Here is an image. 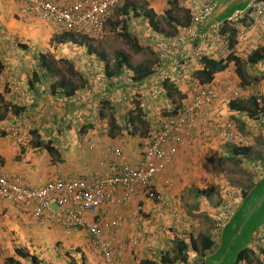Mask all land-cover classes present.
<instances>
[{
  "label": "crops",
  "instance_id": "1",
  "mask_svg": "<svg viewBox=\"0 0 264 264\" xmlns=\"http://www.w3.org/2000/svg\"><path fill=\"white\" fill-rule=\"evenodd\" d=\"M55 1L64 3L70 0ZM202 1L204 0H200L199 3ZM252 1L219 0V7L212 12L211 21L200 27V32L208 31L210 24L227 18L236 10L244 9ZM8 4L10 7L8 9L16 11L15 13L9 12V15L13 17L17 13L16 16L21 17L20 22L29 27V38L34 39L36 32L41 34L44 40L42 45H38L35 40L33 41L35 45L37 44V49L40 48L41 53L43 51L54 54L56 51L54 44L56 43L52 41L53 31L51 27L34 17L19 16L18 4L14 0H0V9L7 7ZM1 25L2 20L0 18V29ZM235 40L236 44L233 51L239 55L242 63L245 64L247 58L257 51L262 57L256 64L247 62L246 66L244 65L247 70L245 79L248 80V83L241 93L247 95L246 100L258 97L264 98V82L261 83V77H257L258 80H255L256 76L263 75L264 77V17L247 14L238 25ZM5 41L6 46L1 45L0 47V101L6 104V109L9 103L15 104L14 109L23 113L17 111H15L17 113L6 112L5 118L12 124L8 127L0 125V132L2 130L9 132L11 129H18L19 131L17 137H15L16 139L10 138L7 134V136L0 138V156L3 158V170L8 175H18L17 171L20 164L26 159L29 168L23 167L22 173H25V177L20 175L19 177L24 179L27 186H40L52 177L67 178L68 175L65 177L58 175L63 170L59 164L52 163L51 166L47 164V158L51 162L52 158L45 151L42 154V148L32 147L30 149L25 146L22 137V134H24L22 125L27 115L24 114L26 106L23 107L22 104L17 103L27 101L29 104L34 103L33 105H35L36 101L45 103L46 100H49L56 102L61 100V98L56 99L61 95L56 93L51 98L50 83L47 82L37 83L36 86L31 87L30 76L24 72L26 63L15 54V52L20 51L17 48L18 43L20 46L23 45L17 41L13 46L14 32ZM208 44L210 45L209 52L213 53V58L224 59L227 56L228 51L226 49L221 50L217 42H209ZM208 44L205 45V49ZM3 50H7V53ZM2 55L4 58H1ZM27 61H29V57ZM228 68L230 70L234 69L233 63H230ZM229 69L218 73L211 86H215L219 91L220 89H225V91L229 89L231 86L230 81L233 80V75L228 72ZM249 81L252 82L249 83ZM236 91L238 92L239 89L234 90L233 93ZM221 97L216 103L208 105L198 112L195 130L178 145L177 153L166 169L165 174L156 178L155 188L169 203L168 207L153 204L144 196L138 195L133 205L127 209L119 208L110 202L102 206L95 217L89 213L85 214L87 222L98 221L104 223L121 215L125 217L120 228L117 231L114 230V235L124 245L118 253V264H139L142 259L157 261L159 256L175 246V241L172 240L173 235H183L189 232L193 238L208 237L212 241L214 208L217 207L219 200L222 198L241 195L240 207L231 220L235 230H239L242 225L245 226L246 222L252 216H255L262 207L264 203V131L260 130L259 122L255 120L254 116H248L250 114L238 109L231 110L230 101ZM42 102H39V104L41 105ZM46 107L43 108L44 111H53V108ZM25 112H29L28 109ZM228 120L235 124L234 127L239 135L249 142V146L240 148L234 143H224L219 138L216 132L217 127L214 124ZM19 139L21 140L19 141ZM102 142L104 143L102 146H91L92 150L98 151L96 162H98L97 165L101 166V169L94 170L93 168V171L89 174L75 173L72 174V177H87L94 173L103 172L107 167L101 164L102 161L115 159L111 154H107L110 147L104 140ZM54 143L59 150L64 151L61 143ZM66 150L61 154L60 159H62L61 162L63 161L61 164H65L66 160L73 159L75 167H71L73 170L63 172L72 173L88 166L89 159L86 160L87 155L85 152H78L71 143L66 146ZM102 150L103 152H101ZM123 153L131 164H136L141 160V153L137 154V150L130 148L129 145L123 148ZM66 155H68V159L65 158ZM44 161L46 164H44ZM92 162H95L94 158ZM253 167L255 170H253ZM51 173H57V175L54 174L49 177L48 175ZM166 180L174 181V184L167 186L165 185ZM259 191L263 193L261 196ZM137 208L142 209V214H138ZM173 211L180 214L178 215L180 216L179 224L175 225V228L170 226L173 221L170 213ZM27 216L9 203L0 205L1 263H4L10 257L23 264L31 263L29 256L20 258L15 255L14 249L19 248L22 249L23 253L36 257L38 264L42 262L45 264H73L78 259L83 264H102L100 257L91 250L89 238L84 232H75L68 235L64 228L57 223L39 224L30 219L28 213ZM263 225L264 220H261L253 228V231ZM224 233L223 230L219 241H216L209 250L201 252L203 259L212 258L217 251L222 249L221 236ZM105 234L107 236L108 232H104L103 235ZM27 246L28 248H26Z\"/></svg>",
  "mask_w": 264,
  "mask_h": 264
},
{
  "label": "rangeland",
  "instance_id": "2",
  "mask_svg": "<svg viewBox=\"0 0 264 264\" xmlns=\"http://www.w3.org/2000/svg\"><path fill=\"white\" fill-rule=\"evenodd\" d=\"M200 0H180L178 1L177 7L173 8L172 14L174 17L178 20L177 28L176 30L172 29V26H169L165 20H164V12L166 11V3L167 0H138L136 1V5L138 9H142L143 11H148L149 9L153 10L156 14V19L160 23V27L168 33L169 37L172 35H175L177 33V30L182 28V25L186 23V21L189 18V14L187 11L189 9H194V7L198 6ZM11 2V1H10ZM9 7V4L7 7H3L0 9V18L2 20V25L0 29V47L6 46V39L11 37V33L14 32V44L19 41L21 43L20 46L18 43V49L19 52H15L17 54V57L19 59H23L25 61V74H29L30 79L32 76V72H37L38 75L44 74L39 69L40 65V57L38 53H41V49H37V44L35 45L33 41L35 40L38 45H42L44 43L43 38L41 37V34L36 32V37L34 39L29 38L28 32L29 27L26 25H23L22 22H20L21 17L11 16L9 15V12H16L12 11ZM163 8V9H162ZM19 15V14H18ZM16 21V24H15ZM115 20L112 18L111 23H114ZM52 29V28H51ZM119 29V28H118ZM117 29V30H118ZM128 29L129 32L134 35L142 47V50L138 53L133 51L129 45L123 41L120 37H118V32L115 34L113 29L110 27L109 24L106 25V31L104 36L100 40H96L92 42L93 45H95L96 48H99L103 50L108 57V61L110 62L113 58L114 53L117 51H122L126 55L130 57L131 64H144V65H154V60L157 61L160 59L159 49H158V43L160 41L166 42L164 39V36L161 34H158L156 32H152L150 26L148 23H146V19L144 17L140 18H134L131 20L130 23H128ZM116 30V31H117ZM168 45L173 43V40H167ZM175 45H177L175 43ZM36 47V48H35ZM22 48V49H21ZM54 48L56 49L53 55L56 59H62L64 62L60 64V69L62 73L65 75L66 80L72 81V84L79 85L80 82L83 83V81L76 80L74 77H72V74L69 73V69H74L76 72H79V74L83 75L84 82H87L88 86L86 89L79 90L75 93L74 96L66 98L63 95L60 97L61 100L55 101H49L46 100V102L42 101H36L35 105L34 103H30L27 101L24 102H17L19 104H22L23 107L26 106L24 109V114L26 115L24 124L22 125V128L24 129V134H22V137L24 138L25 146L32 149L33 141L36 139V136H34L33 131L37 130L39 131V135L47 136L49 132L44 133L42 129V134L40 133L41 128L40 126H46L50 125L49 123H52L53 121H56L58 118L59 123L62 125L63 123H69L68 126L64 127L63 130V136L64 144L71 145L75 147V149L81 152H85L87 155L86 160L89 159V163L87 164V167L81 168L80 170L72 173H66L63 171H69L73 170L71 167H75L73 164V159L66 160L65 164L56 163L59 164L60 167L63 168L62 172L58 175L61 177L69 176L72 177V174H89L94 170H100L101 166L97 165V155L98 151H94L91 149V146H102L104 144L102 140L108 145V147H118L122 152L123 148L126 146H130V148L136 149L137 154H140L142 152V148L139 147L140 138H132L128 134V130L130 127L126 130L127 122L124 121L123 115H121L122 111L125 113L127 110L128 102L130 101V98L132 97L130 92L128 90H125L126 93H116L115 89H112L110 91V94L116 95L114 97L107 94L103 88L107 84L105 82V78L103 77L101 66L102 63L94 57V55L86 54V47H78V46H70V45H61V44H54ZM35 49V50H34ZM5 53H7V50H3ZM27 52V53H26ZM11 53V52H10ZM29 53V54H28ZM209 53V52H208ZM12 54V53H11ZM46 53L42 51V54L45 55ZM167 57L165 58V64L163 65V68H166L165 71L168 68V74L171 75V77H175L176 75L173 74V72L177 73L180 76H176L173 78V82L175 84V87L181 90V95H184L185 98L183 101H181V97L178 96V101L174 103L173 105L176 106L181 102L186 101V97L188 94H190V97L196 92L198 89V85L194 79H191L193 75H191L190 78L189 74L191 73V70L188 71L187 74H184L182 69L178 66L181 64V62H176L175 59L179 56L171 55L170 53H167ZM29 57V61H27V58ZM1 58H4L3 55ZM37 60H38V68L35 70L37 66ZM19 61V62H23ZM162 65V62H161ZM160 65V67H161ZM250 68V67H249ZM191 69V68H190ZM252 71V70H251ZM230 72V75L232 74L233 80L230 81V88L225 91V89H220L221 93L219 98L222 96L223 98L231 101H237V102H245L247 101V95L241 93L244 89V84L241 86L239 79L236 74L233 71V68L228 70ZM247 72V70H246ZM128 73H126L127 76ZM124 76L122 80L125 79L127 81L128 76ZM261 77V83L264 82V77L262 76H256ZM257 79V78H256ZM43 77H39L38 81H42ZM129 80V79H128ZM52 81L50 78L46 79V82ZM239 81V83H238ZM128 82V81H127ZM252 81H249L251 83ZM129 83V82H128ZM245 83V82H244ZM36 86V84H35ZM145 88L141 89L142 94H144V105L142 106V109H144L148 113V119L151 121L152 125H159V123L162 121L161 117H165V114L163 112L167 111L169 112L172 110L173 106L171 105L172 101L170 98L165 99L159 91V83H148L145 85ZM113 88V87H112ZM239 98L237 100L234 99V90H238ZM190 90V91H189ZM229 90V91H228ZM225 92V93H224ZM237 92V91H236ZM242 94V95H241ZM124 97V98H123ZM189 97V99H190ZM221 97V98H222ZM52 98V97H51ZM245 98V99H243ZM150 99L153 101L151 102ZM39 102H42L41 105ZM142 102V101H141ZM223 103H225L223 101ZM248 103V102H245ZM6 104H3V102L0 101V122L4 121L3 123H0V125H4L5 127L11 126V122L7 121L5 118L6 112L9 111V113H14L15 111L23 113L21 111H18L17 109H14L16 107L15 104H8V108L6 109ZM52 105V106H51ZM154 105V106H153ZM171 105V106H170ZM49 106L53 108V111L48 112V110L44 111V107ZM248 106V104H246ZM60 107V108H59ZM28 109L29 112H25ZM43 109V110H42ZM47 109V107H46ZM150 109V111H149ZM57 110L59 115L58 117H54L55 115H52V113H57ZM70 110H72V114L70 113ZM15 112V113H17ZM115 115V118L118 119V126L123 129L122 132H119V134L116 136L115 139H110L108 137L107 131L109 130V115L113 114ZM161 114V115H160ZM31 115V116H29ZM102 117H99V116ZM88 125V126H87ZM82 126H87V129L85 133H83L80 129ZM17 127V126H16ZM88 131V132H87ZM4 132V131H3ZM5 133V132H4ZM61 138V137H60ZM21 139H19L20 141ZM43 142H46L43 140ZM21 143V142H20ZM115 145H111L114 144ZM103 152V150L101 151ZM42 154H44V150L42 151ZM47 158V157H46ZM68 159V155L65 157ZM94 158L95 162L93 163L92 160ZM47 164L51 166L52 162L49 158H47ZM27 160L22 161L20 164V168L18 169L17 176L25 177V173H22L23 167L29 168V166L26 164ZM44 164L46 162L44 161ZM4 167V165H3ZM104 168V167H103ZM34 169V168H33ZM105 169V168H104ZM37 170V169H34ZM57 175V173H51L50 176ZM15 175V174H12ZM81 176V175H76ZM263 193L262 191H259V195L261 196ZM248 202V200H247ZM20 210L19 208H17ZM245 212L246 210L243 209ZM22 211V210H20ZM22 214L27 216L22 211ZM86 215H84V218ZM28 217V216H27ZM261 220H264V203L262 207L258 210V212L255 214V216H252V218L246 222V225H242V227L239 230H235V226L232 224L229 227V231H225L223 235L224 243L222 246V249L220 251H217L215 255L212 258H208L205 261V264H234L236 261L237 254L240 250L244 249L247 244L249 243L252 235L253 228H255ZM15 243V241H13ZM28 248V246L26 247ZM172 250V249H171ZM76 261V260H75ZM73 262V264H82L81 260L78 259L77 262ZM6 264V263H5ZM23 264V263H22ZM30 264V263H29ZM41 264H45L42 262Z\"/></svg>",
  "mask_w": 264,
  "mask_h": 264
},
{
  "label": "built area",
  "instance_id": "3",
  "mask_svg": "<svg viewBox=\"0 0 264 264\" xmlns=\"http://www.w3.org/2000/svg\"><path fill=\"white\" fill-rule=\"evenodd\" d=\"M20 4V14L31 16L47 23L56 34L63 32L77 33L89 39H101L106 31V23L111 10L118 0H70L59 3L54 0H16ZM218 0H208L199 9L192 11V25L183 31L174 46H181L189 39L190 44L198 37L196 25L209 20ZM248 15L264 17V0H255L247 7ZM246 12L235 11L227 22H219L213 26L216 33L241 19ZM210 35V34H209ZM201 39L207 33L199 35ZM228 37L224 35L223 39ZM175 43L177 45H175ZM167 44L158 43L161 59L167 57ZM200 49L195 55H200ZM236 95V94H235ZM216 90L206 88L199 92L191 104L183 107L178 114L166 120L152 138L135 166L110 164L108 171L81 178H51L40 186H27L18 176H10L3 172L0 160V205L9 203L28 213L30 218L39 223H57L64 228L66 234L85 232L91 239L93 251L100 255L103 264H117L116 252L122 248L119 239L114 235L124 222L121 216L103 224L108 232L103 237L98 221L87 222L84 215L97 216L98 210L111 200L123 207L131 201V186L147 188L145 194L155 202L162 201L161 195L153 190V177L165 169L176 153V146L181 139L190 134L195 126V112L215 100ZM259 111L254 115L261 131H264V103L261 97L256 99ZM16 133H13L15 135ZM224 142H237L245 146L248 141L240 137L230 125H226L219 133ZM263 171V170H261ZM137 188V189H138ZM120 193L115 195V192ZM139 209V208H138ZM237 209V202H223L215 220L216 230L223 229ZM0 264H2L0 262Z\"/></svg>",
  "mask_w": 264,
  "mask_h": 264
},
{
  "label": "trees",
  "instance_id": "4",
  "mask_svg": "<svg viewBox=\"0 0 264 264\" xmlns=\"http://www.w3.org/2000/svg\"><path fill=\"white\" fill-rule=\"evenodd\" d=\"M178 1L180 0H167V3H166L167 9L164 12V16H165L164 20L169 26H172L173 30H176L175 28H177V25H179L178 20L174 17V15H171L173 8L177 7ZM245 8L242 10H236V11H244ZM216 9L217 7H215L213 11H215ZM232 14H230L228 17H230ZM140 17H144L146 19V23H148L152 32L161 34L166 39L167 37H169L168 33H166L160 27V23L156 19V14L154 13V11L151 9H149L148 11H143L142 9H138L135 0H118L117 3L114 4L113 9L111 10L110 18L108 19L106 23L110 25L114 33L118 32L117 33L118 37H120L123 41H125L129 45V47H131V49L135 51L136 53L140 52L142 50V47L140 46L138 39L129 32L128 23H130L132 19L140 18ZM112 18H114L115 20L114 23H111ZM227 18L222 19V20H226ZM185 27L186 29L190 27L189 18L185 23ZM224 35H228L227 41H228V48L230 51H228V54L224 59H220V58L215 59V58L208 57V56L202 59L200 63V68L195 72V75H194V78L196 79V81L198 82L200 86L210 85L214 81L215 76L218 73L228 69V66L230 63H233L234 65L233 71L236 74L237 78L239 79L241 86H243L244 84L248 83V80L245 79V75L247 74L245 64H247V62L250 64H256L262 58L261 55L258 54L259 51H257L247 58V62H245V64L242 63L239 55L235 54L233 51V48L236 44V40H235L236 35H237L236 29H234L233 27H229V30L228 28L226 30L222 29V31H220L217 34L216 40L212 42H218L219 36H224ZM52 41L53 43L56 42L57 44L70 45L73 47L75 46L79 47V46L84 45L86 47V54L94 55V57L97 58L102 63V66H101L102 74H103V77L105 78L104 79L105 82L109 84V86L106 84L103 90L110 96L113 97L114 95V94H110V91L112 89H115L116 93L120 92L121 94L124 92L126 93L125 90H128L130 92L132 97L130 98V101L128 102V105L126 107L127 113L124 114V112L122 111L121 115H123L124 117L123 120L127 122L126 130L130 127V129L127 131L129 136L132 138L134 137L140 138L139 140L141 143L139 144V147L142 148L141 153L143 154L152 138V135L156 133L157 131H159L160 127L164 123H166V119L173 117V115L178 109V106L174 107L172 111L173 115L168 113L167 111L163 112L165 114V117H161L162 121L159 123V125H157V127H155V125H152L151 121L147 117L148 113L144 109H142V106L144 105V94H142L141 89L145 88L146 87L145 85L149 83L151 75L155 71L160 70L159 67L161 65V62L163 64L164 59L160 58L158 60L157 58V61L154 60L153 62L154 65H152V67L150 64L149 65H144V64L136 65V64H131L130 57L126 55L124 52L117 51L116 53H114L112 60L109 62L108 57L106 56L105 52L99 48H96L95 45H93L92 42H89V40L84 36H80V35L69 33V32H63V33L54 35L52 37ZM39 57H40L39 68L43 69L45 73L38 75L37 72L33 71L32 80L34 79V81H37L39 77L51 78L52 79V82L50 85L51 96H54V94L59 93L60 95H63L64 97L69 98V97L74 96L77 91L87 88L88 84L87 82H84V77H82L83 75L82 74L80 75L79 72H76L74 69H71V70L69 69V73H71L72 77H74L76 80L83 81V83L80 82L79 85H76L75 83L72 84V82H74L73 81L74 79H72V81L65 79V75L62 73L60 66H59L60 64L64 62L62 59L55 60L53 59V57H50L49 54L39 55ZM126 73H128L127 76L129 80L127 79V81L129 83L125 81V79L122 80V78L126 76ZM256 78L255 80H258ZM31 86L33 87V81H31ZM162 88L163 90H165L167 98H170L173 102L175 100L176 95H180L179 91L176 90V88L173 85H170L166 81L162 83ZM115 96L116 95H114V97ZM180 96H181V99L184 98V95H180ZM150 101L153 102L151 99ZM246 102L248 103L230 102V107L233 110L238 109L247 114H250L248 116L252 117L256 114L257 111L260 110L259 106L256 104L255 98L248 99ZM263 103H264V99H263ZM246 104H248V107L246 106ZM58 111L59 110H57V113L53 112L52 115H55L54 117H58L59 115ZM70 113L72 114V110H70ZM99 117H102V116L100 115ZM109 120H110L109 130L107 131V134L110 139H115L116 136L119 134V132H122L123 129L118 126L119 121L118 119L115 118L114 113L109 115ZM49 124L50 125L39 127L41 128L40 130L41 134H42V129L44 133L49 132L47 136H43V134L42 136L39 135L38 133L39 131L37 130L33 131V134L34 136H36V139L33 141L32 145H33V148H36V149L42 148L46 153H48L52 158L53 164L61 163V160H62L60 159L61 154L64 151L68 150V149L66 150L67 145L64 144V139L62 138L63 130H64V127L68 126L69 123L62 122V125H61L57 118L56 121H53L52 123H49ZM87 126H82L80 130L83 133H85ZM1 135L3 136V133H1ZM43 140H45L46 142H43ZM54 142H56V144L61 143L63 147L62 149L64 151H62L61 149L59 150V148L56 145H54L55 144ZM107 154H111L117 161L115 159L114 160H103L101 164L107 167L103 172L108 171V166L110 164L114 163L115 165L116 164L121 165L123 160L124 162H126L127 166H130V167L135 166L139 163L138 162L136 164H131L130 162H128L126 159V155H124V153L118 147L112 146L108 148ZM165 171L166 170H163L160 173H157L153 177V190L156 195L158 194L161 195L160 197L162 198V201H159L157 203L154 200L149 199L144 193L147 188H141L140 186L139 188L136 186H131L133 195H132L131 201L127 203L125 207L119 204H115L114 200H111L110 202L114 203L119 208L127 209L129 208V206H132L133 203L136 201V196L141 195V196H144L145 199L151 201V203L153 204L168 207L169 203L166 201V199L161 193L157 192L155 188V181H156L157 176L159 177V175H162V174L164 175ZM87 177H73V178L85 179ZM165 183L166 184L169 183V186H172L174 184V181L172 182L171 180H166ZM117 192L118 194L120 193V191H118L117 189V191L115 192V195L117 194ZM139 204H141V202H139ZM168 209L170 210V207ZM137 211H138V214H142L141 208L139 209L137 208ZM174 213H175V219L174 221L171 222L172 224L170 225L172 226V228H175V225L179 224V220H180V216H178L180 214L178 212H174ZM170 215L172 217L173 213L171 212ZM121 217L123 216L121 215ZM123 218L125 220V217ZM230 225H232V222L229 223V225H227L224 228V232L225 231L227 232L230 230L229 229ZM222 232L223 231H221L220 233H216L212 237V241L208 237H201L200 239L197 240V238H193V236L189 232L184 233L183 235L182 234L173 235L172 240L175 241V246L172 248V250L165 251V253H163L161 256L158 257L159 260L157 259V261L153 259H142L139 262V264H179L178 262L183 263V264L187 263L189 260L188 253L190 251H198L199 249L201 251L209 250L215 244L216 241H219V237ZM221 237H222V246H223V243H224L223 234ZM14 253L16 256L20 258H27V256H29L31 259L30 264H38L36 257L23 253L22 249H19V248L14 249ZM243 258L247 259L249 264H252V261L248 257V253L245 249L240 250L236 257L237 260H240ZM256 262L257 264H264V262H261V260L259 259H257ZM5 263L6 264H22L20 261L15 260L13 257L7 258Z\"/></svg>",
  "mask_w": 264,
  "mask_h": 264
},
{
  "label": "clouds",
  "instance_id": "5",
  "mask_svg": "<svg viewBox=\"0 0 264 264\" xmlns=\"http://www.w3.org/2000/svg\"><path fill=\"white\" fill-rule=\"evenodd\" d=\"M15 2H16V4H18V14H19V16H24V15H22V14H20V4H19V2L18 1H16V0H14ZM55 1V0H54ZM136 1H138V0H135V2ZM208 0H204V1H202L201 3H199V2H197V3H199L198 4V6H196V7H194V9H189V11H187L188 12V14H189V26H191L192 25V11L193 10H195V9H199L200 7H202L204 4H206V2H207ZM58 2V1H57ZM137 3V2H136ZM251 4V3H250ZM250 4H248V6L250 5ZM218 6H217V8L219 7V0H218V4H217ZM247 6V7H248ZM247 7H246V9L243 11V12H246V10H247ZM234 14V13H233ZM232 14V15H233ZM231 15V16H232ZM246 15H247V12H246V14L241 18V19H239V20H237L236 22H234L231 26H227V27H225L223 30H226L227 28H228V30H229V27H233L234 29H236V30H238V25L244 20L243 18L244 17H246ZM230 16V17H231ZM30 17V16H29ZM211 17V16H210ZM230 17H228V18H230ZM227 18V19H228ZM36 19V18H35ZM227 19L226 20H218V21H216V22H214V23H212V24H210V26H209V30L208 31H202V32H200V30H201V28L200 27H202V26H205L207 23H209L210 21H211V19L209 18V20H207L206 22H204V23H202V24H200V25H196L195 26V30H196V32L198 33V37L190 44V42L188 43V41H189V39L188 40H186V42L184 43V44H182L181 46H174V47H172L171 46V44L170 45H168L167 43H168V41L167 40H173V43L176 41V39L179 37V36H181V35H183V31L186 29V27H185V24H183L182 25V28L181 29H179V31L177 30V33L175 34V35H171L170 37H167V39L166 38H164L165 40H166V44H167V46H166V51L165 52H167V53H170L171 55H174V56H179V57H177L176 59H175V61L176 62H181V64L178 66L179 68H181L182 70L181 71H183L184 72V74H187L188 73V71H190L191 70V73L189 74V77L188 78H190L191 77V75H193L192 77H191V79H194V81H196V79L194 78V75H195V72L200 68V63H201V61H202V59L204 58V57H206V56H208V57H212V55H213V53H211V52H209V47H210V45L208 44L209 42H211L212 43V41H215L216 40V36H217V34L220 32V31H222V30H220V31H218V32H216V33H214L212 30H213V26L216 24V23H219V22H223V21H225V22H227ZM39 20V19H38ZM180 25V24H179ZM51 27V26H50ZM52 28V27H51ZM52 31H53V36L54 35H56V33L54 32V29L52 28ZM202 33H207L208 34V37L206 38V39H201L200 38V34H202ZM73 34H77V33H73ZM210 34V35H209ZM77 35H80V34H77ZM80 36H83V35H80ZM169 36V35H168ZM84 37H86V36H84ZM87 38V37H86ZM88 40H89V42H94V41H96V40H98V39H89V38H87ZM100 40V39H99ZM220 42H221V44H220ZM56 43V42H55ZM220 46V48H221V50H223V49H226L227 51H229V48H228V41H227V37L225 38V39H223V36H219V41L217 42ZM57 44V43H56ZM206 44H208L207 45V47H206V49H205V45ZM84 45H82V46H80V47H83ZM86 49V48H85ZM198 49H200V55H195L196 54V51L198 50ZM209 52V53H208ZM42 54V53H41ZM46 54H49L50 55V57H53V59H55V60H59V59H56L53 55H51L50 53H46ZM228 54V53H227ZM38 55H40V54H38ZM213 58V57H212ZM164 61H165V59H164ZM163 61V63L165 64V62ZM164 64H162L161 65V67H159V69L160 70H157V71H155L152 75H151V78H150V81H149V83H152V84H154V83H159L160 84V86H159V91H160V93H162V95H163V97L165 98V99H167L166 97V93H165V90H163V88H162V83L164 82V81H166L167 83H169L170 85H173L174 87H175V84H174V82H173V78H175L176 76H180V75H178L176 72L174 73L173 72V74H175L176 76L175 77H171V75H169L167 72H168V68H167V70L165 71V69L166 68H163V65ZM229 67V66H228ZM38 68V60H37V66H36V68H35V70ZM191 68V69H190ZM42 72H44L45 73V71L43 70V69H41V68H39ZM229 69V68H228ZM49 77H47V78H43V80L42 81H34V79L32 80V76H31V79H30V83H31V81H33V87L35 86V84H37V83H43V82H46V79H48ZM51 79V78H50ZM52 80V79H51ZM51 82L52 81H50V82H48V83H50V85H51ZM196 83H197V85H198V89L196 90V92L190 97V94H188L187 95V97H186V101H184V102H181V103H179L178 105H176V106H174L173 104L174 103H176V101H178V96H180L181 95V90L179 89V87L178 88H176V90H178L179 91V93H180V95H176V97H175V100H174V102L173 101H170L171 102V105L173 106V108H172V110H170L168 113H170V114H172V111H173V109H174V107H177L178 106V109H177V111L175 112V114L173 115V117L174 116H176L177 114H178V111H180L183 107H185V106H187V105H189V104H191V102L194 100V98L199 94V92L200 91H202L203 89H206V88H210V89H213V90H216L217 91V93H218V96L216 97V99L215 100H213V101H211L210 103H208L207 105H204L201 109H199L197 112H195L196 114H195V126L193 127V130H192V132L195 130V128H196V126H197V115H198V112H200L203 108H205V107H207L208 105H212L213 103H216L218 100H219V96H220V93H221V91H219L215 86H211V84L210 85H205V86H200L199 84H198V82L196 81ZM50 85H49V90H50ZM32 87V86H31ZM190 91V90H189ZM183 94V93H182ZM236 94V95H235ZM62 96V95H61ZM60 96V97H61ZM234 99L235 100H237L238 98H239V95H238V92H235L234 93ZM52 98H53V96H51ZM60 97H56V99H59ZM181 97V96H180ZM189 97H190V99H189ZM184 98H185V96H184ZM184 98H182V100L181 101H183L184 100ZM262 99H264L263 97H261ZM169 99V98H168ZM256 99L257 98H255V101H256ZM62 101V100H61ZM232 102V101H231ZM234 102H237V101H234ZM170 105V106H171ZM231 110H233V109H231ZM171 118V117H170ZM167 120V119H166ZM216 127H217V134H218V136H219V133H220V131L222 130V128H224L226 125H230L233 129H235L236 130V128L234 127V123L233 122H231V121H225V122H223V123H216V124H214ZM5 132V131H4ZM3 132V130L0 132V138L1 137H5V136H9L10 138H12V139H16L15 137H17V135H18V133H19V131H18V129H11L9 132H5L4 133ZM191 132V133H192ZM236 132L238 133V131L236 130ZM1 133H3V136L1 135ZM13 133H16L15 135H13ZM190 133V134H191ZM7 134V135H6ZM190 134H188L187 136H189ZM239 134V133H238ZM240 136V135H239ZM241 137V136H240ZM8 138V137H7ZM220 138V137H219ZM185 139V136L181 139V141L177 144V146H176V153H177V148H178V145L183 141ZM224 143H228V144H230V143H234L235 145H237L238 147H240V148H243V147H247V146H249V142H248V144L247 145H245V146H242V145H239V143H237V142H224ZM176 153L174 154V156L176 155ZM142 153H141V159H142ZM173 156V157H174ZM173 157L171 158V161H170V163L165 167V169L164 170H166L167 168H168V166L171 164V162H172V159H173ZM0 160H1V168H2V170H3V158L0 156ZM140 162V161H139ZM126 163V162H125ZM103 165V164H102ZM253 170H255V168L253 167ZM3 172H4V170H3ZM99 173H101V172H99ZM7 174V173H6ZM94 174H98V173H94ZM94 174H92V175H94ZM92 175H89V176H92ZM10 176H17V175H10ZM19 177V176H18ZM19 178H21V177H19ZM52 178H60V177H52ZM67 178H73V177H67ZM21 179H23V178H21ZM49 179H51V178H49ZM49 179H47V180H49ZM61 179H64V178H61ZM24 180V179H23ZM46 180V181H47ZM46 181H44V182H46ZM25 182V181H24ZM43 182V183H44ZM42 183V184H43ZM166 184V183H165ZM27 185V184H26ZM167 186H169V183L168 184H166ZM241 195H234L233 197H231V198H225V199H220L219 200V203H218V205H217V207H215L214 208V213H213V215H214V219H213V236L216 234V233H220L221 231H223L224 230V228L227 226V225H229V223L231 222V220L234 218V216H235V214H236V212L238 211V209H239V207H240V203H241ZM233 201H235V202H237V209H236V211L234 212V214H233V216L231 217V219H230V221L228 222V224L223 228V229H221V230H216V228H215V220H216V218H217V215H218V212H219V209H220V205L223 203V202H233ZM3 204V203H2ZM1 204V205H2ZM173 213V215H172V217H173V221H174V219H175V213H174V211L172 212ZM27 214V213H26ZM31 219V218H30ZM112 220H110V221H108V222H111ZM104 223H106V222H104ZM104 223H101V222H99V224H100V229H101V231H102V234H104V232L106 233V231L104 230V228H103V225L102 224H104ZM122 225V224H121ZM75 233V232H74ZM85 233V232H84ZM73 234V233H72ZM86 234V233H85ZM70 235V234H69ZM87 235V234H86ZM88 236V235H87ZM103 237H106V234L105 235H103ZM88 238H89V236H88ZM197 238V240L199 239V237H196ZM120 241V240H119ZM120 243L122 244V248L121 249H118L117 250V252H116V259H117V264L119 263V258H118V253H119V251L120 250H122L123 249V247H124V245H123V243L120 241ZM89 244H90V248H91V250L93 251V248H92V246H91V239L89 238ZM246 251H247V253H248V257L251 259V261H252V264H257V259H259V260H261V262H264V225L262 226V227H260L259 229H257V230H254V231H252V235H251V239H250V241H249V243L247 244V246L244 248ZM94 252V251H93ZM200 252V253H199ZM201 250L199 249L198 251H190L189 253H188V262L187 263H184V264H203V263H205V259H203V255L201 254ZM95 253V252H94ZM97 254V253H96ZM99 257H100V255L99 254H97ZM100 259H101V257H100ZM102 261V260H101ZM179 264H183V263H180V262H178ZM2 264H5V262L4 263H2ZM83 264V263H82ZM102 264H103V262H102ZM234 264H249V262H248V260L247 259H245V258H243V259H240V260H237L236 259V261H235V263Z\"/></svg>",
  "mask_w": 264,
  "mask_h": 264
}]
</instances>
